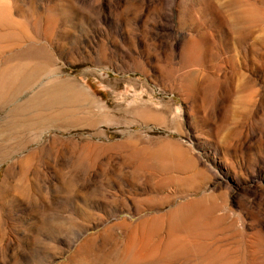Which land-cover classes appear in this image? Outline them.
<instances>
[{
    "label": "rangeland",
    "instance_id": "1",
    "mask_svg": "<svg viewBox=\"0 0 264 264\" xmlns=\"http://www.w3.org/2000/svg\"><path fill=\"white\" fill-rule=\"evenodd\" d=\"M0 264H264V0H0Z\"/></svg>",
    "mask_w": 264,
    "mask_h": 264
},
{
    "label": "bare ground",
    "instance_id": "2",
    "mask_svg": "<svg viewBox=\"0 0 264 264\" xmlns=\"http://www.w3.org/2000/svg\"><path fill=\"white\" fill-rule=\"evenodd\" d=\"M59 92L56 91L55 93L49 92L48 97H65L63 95L58 94ZM90 103V102H89Z\"/></svg>",
    "mask_w": 264,
    "mask_h": 264
}]
</instances>
